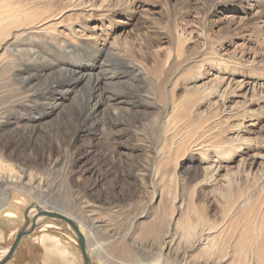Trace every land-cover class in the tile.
Segmentation results:
<instances>
[{"label": "rangeland", "instance_id": "obj_1", "mask_svg": "<svg viewBox=\"0 0 264 264\" xmlns=\"http://www.w3.org/2000/svg\"><path fill=\"white\" fill-rule=\"evenodd\" d=\"M57 1L0 0V14L22 11L40 19L53 14ZM62 1L59 8H65V17L55 27V39L58 49L67 48H52L50 59L70 64L78 75L86 71L94 76L67 94L64 86L38 102L17 97L27 81L0 75V113L8 116L6 126L0 127V147L7 150L9 168L0 174V199L2 189L7 194L0 212V261L28 219L31 228L39 210L72 219L75 197L94 206L101 220L120 210L111 228L122 234L131 233L137 220L148 226L164 214L157 210L144 217L156 204L150 203L155 187L171 201L165 226L177 214L173 206L182 202L184 213L176 220L180 230L199 209L219 228L231 220L255 221L253 214L260 212L264 198V21L257 24L261 10L256 0ZM34 43L29 47L43 49ZM7 57L8 52L0 50V65ZM130 63L145 69L140 76L149 79L139 82L128 72L122 79H107L103 89L110 96L117 90L129 92L130 85L139 83L135 91L146 101L128 97L123 103L106 102L99 115L88 119L90 80L126 74L122 65ZM50 76H41L23 93L33 96L41 91ZM55 79L62 80L58 75ZM149 93L157 96L152 99ZM52 98L54 105L60 104L57 110L46 105ZM154 102L156 106L147 107ZM229 148L233 151L222 157ZM149 164L156 186L151 180L141 183L142 170ZM31 182L45 183L42 192ZM37 224L24 236L21 256L28 251L27 237L35 239L40 230L49 229L72 243L50 236L48 240L85 264L76 234L66 222L40 217ZM81 232L90 264H103L94 243L107 238L94 237L87 226ZM155 242L140 231L133 233L132 243L142 260ZM203 246L191 254V262L200 258ZM111 253V264H129L117 250ZM42 257L45 260L34 250L32 264H43Z\"/></svg>", "mask_w": 264, "mask_h": 264}, {"label": "bare ground", "instance_id": "obj_2", "mask_svg": "<svg viewBox=\"0 0 264 264\" xmlns=\"http://www.w3.org/2000/svg\"><path fill=\"white\" fill-rule=\"evenodd\" d=\"M55 4L63 5L64 2L59 0L55 2ZM256 4L259 6L257 7L259 11L261 10V12H257L256 14L257 24H259V22L264 21V0H256ZM59 5L55 6V11L52 15L41 17L40 19H32L31 16L28 17V14L22 11L9 10L7 13L0 14V50L5 49L6 52H8L6 61L1 63L2 66L0 65V75L4 74L10 77L17 76L27 81L26 84H22V88L20 87L22 90L27 88L26 86L32 85V83L41 76L46 74L51 75L47 83L48 86L36 92L33 96H30V94L27 95L26 91L23 93V91L20 90L21 94L17 97H20L21 100L32 97L36 99V101L41 102L46 96H54L56 91L59 89L62 90L64 86H67L64 91V94H67L70 90L73 91L79 82L86 79L88 80L90 77L94 76L89 75L86 71L80 72L78 75V72L71 68L72 66L70 64H63L60 62L53 63L50 59L51 54L49 52L53 51L52 48L55 47V49L61 51H65L67 48L58 49L59 42L55 39V37H57L55 27H58V22L65 17V15H63L65 8H59ZM35 40L43 46V49H32L29 47L30 45H35ZM81 45L84 44L81 43ZM93 46L97 47L95 44H93ZM200 66L199 67L202 68L203 65L200 64ZM104 67V63L102 62L99 69L102 70ZM122 67H125L123 70H125L126 74L120 73L115 76L111 75L109 78V75H99L95 79L90 80L91 91L86 100L88 106V119H92L96 114L100 113L101 108L106 105V102H112L114 100L123 103L124 99L128 97L131 99H139L140 102L146 101L143 99L145 97L142 96L139 91H135L137 88H140L139 83L130 85L129 92L121 93L122 91L117 90L113 91V94L109 96L104 91V85L107 84V79L110 78L112 80H119L128 74L135 73L133 77L139 80V82L149 79L148 76H140L141 72L144 73V75L146 72L145 69L140 68L136 64H124ZM56 75L60 76L62 80H56ZM109 85L111 88L112 83H109ZM1 87L2 86H0V100L4 96ZM131 89L133 91H131ZM149 95H151L150 98L152 99L157 96L151 93H149ZM20 99L16 100V103L21 101ZM53 101L54 98L50 100L51 103H46V105L52 110H57L60 104L54 105ZM153 106H156L155 102L154 104H149L147 107ZM115 112H118V110H115ZM6 114L5 111L0 113V127L6 126L3 124V121L8 119ZM1 130L0 128V131ZM204 147L206 148L209 146L206 145ZM219 148L220 147H217V149H215L217 153L221 150V148ZM240 148L241 147H239V149ZM6 151L5 147H0V174L9 170V168L5 166L6 159L8 158ZM231 151H233V148L222 151L220 155L223 157L225 153ZM230 158L231 157L228 159ZM151 167L152 164H149L142 170L143 174L140 176L142 185H146L147 180H151L153 185L156 186V177L154 178L152 176ZM21 183L22 182H19L18 185ZM34 183L37 185L36 187H34ZM1 184H4V182ZM31 185H33L32 187L34 190L42 192L45 183L31 182ZM261 189L264 195V185ZM154 190L150 203H155L156 201V204L154 208H151L152 205H150L147 212L144 213V217L146 219L150 218L153 214L157 213V210H163L164 214L158 215V222H152L148 226H144L143 222L137 220L135 227L132 228V232L123 234L111 228L113 222L117 221L121 216L120 210L106 214L105 217H103L104 220H101L96 217L95 214L97 212L94 206L89 205L87 201L83 202V199L80 197H75L74 200H72L74 201V211L73 214L70 215L72 219H69L78 225L80 231L82 227L87 226L94 237L104 235L107 238L104 242L95 241L94 243V246L97 245L94 249L96 251L95 253L103 264H111L110 261H114L111 252L116 253V250L117 254L120 255L119 257L122 256L130 260L129 264H226L227 262L228 264H264V198L261 202L260 212L253 214L255 216L253 217L255 221L239 223L237 220H231L225 223L226 226L224 224V226L219 228L221 225L210 223L207 214L201 212L199 209L196 212L195 218L180 230L176 220L178 216L181 218L184 213V203L181 201L182 199L179 200L180 203L182 202L180 206H173L177 214H173L171 221L167 222L165 226L164 217L168 215L166 210L171 201L169 198L166 199L157 187H155ZM1 194L4 199H0V212L6 207V203L4 202L7 198L6 188L1 190ZM50 212L62 214L55 211ZM64 216L67 217L66 215ZM137 231H140L144 236L148 235L157 240V242L151 244V252L147 259H140L139 254L141 251L132 243L133 233ZM45 239L48 240L49 235H45L44 240ZM85 240L87 244V239L85 238ZM201 246H203V248L201 249L200 258L191 262V254ZM147 261L149 262L146 263ZM119 264H121V262Z\"/></svg>", "mask_w": 264, "mask_h": 264}, {"label": "crops", "instance_id": "obj_3", "mask_svg": "<svg viewBox=\"0 0 264 264\" xmlns=\"http://www.w3.org/2000/svg\"><path fill=\"white\" fill-rule=\"evenodd\" d=\"M44 235H49L50 237L54 238L56 241L59 240L64 244L72 243V242L66 241L65 236L61 237V236L55 235V233L49 229L46 231L40 230L39 237L37 238L35 237L34 239L33 237L30 236L26 238L25 241L27 245L29 246L28 251L25 254H22L21 256L20 253L21 251H23L22 247L24 243L23 239L25 238L23 237L12 260H10L7 264H27V263L32 264L36 259V258L30 259L31 256L33 255L34 250H36L38 257L41 254V252L43 253L45 260L43 259V257L42 259L40 258L43 261V264H60L56 262L57 260L64 261L66 264H81L82 263V261H78L75 258H72L71 256L64 253L58 246L54 244L55 242H52V240H46V239L44 240L43 239Z\"/></svg>", "mask_w": 264, "mask_h": 264}, {"label": "water", "instance_id": "obj_4", "mask_svg": "<svg viewBox=\"0 0 264 264\" xmlns=\"http://www.w3.org/2000/svg\"><path fill=\"white\" fill-rule=\"evenodd\" d=\"M42 216L50 218V219H55V220L58 219V220L66 222L73 229V231L76 234L77 241L80 245V250H81L83 258L85 260V264L91 263V258L87 252V244H86L85 237L81 233L78 225L74 221L70 220L69 218L65 217L62 214H58V213H54V212H50V211L39 210V213L36 216V218L34 219L31 228L28 229V224H29V219H28L26 226L18 233L14 245L12 246V248L10 249L8 254L5 256V258H3V260L0 261V264H7L10 260H12V258L14 256L15 252L17 251L23 237L27 234L32 233L35 230V228L38 226L37 219L42 217Z\"/></svg>", "mask_w": 264, "mask_h": 264}]
</instances>
